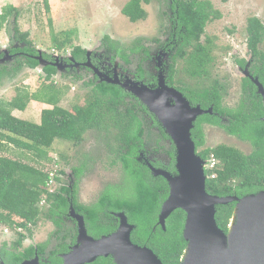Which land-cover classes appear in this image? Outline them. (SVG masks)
Instances as JSON below:
<instances>
[{"label":"trees","instance_id":"obj_1","mask_svg":"<svg viewBox=\"0 0 264 264\" xmlns=\"http://www.w3.org/2000/svg\"><path fill=\"white\" fill-rule=\"evenodd\" d=\"M45 1L47 5V0ZM165 1L168 4L169 0ZM151 2L152 0H130L121 11L131 22L143 21L148 17L144 5ZM171 7L174 16L170 17V20L174 21L181 35L173 59L179 57L183 59L184 71L190 77H208L210 67L215 62V42L210 36H206L204 41L201 40L206 26L211 21L220 19L221 12L215 9L209 0H173ZM19 16L20 9L13 4L5 5L0 14V30L6 26L10 32L12 45L10 53L19 56L13 64L0 63V82L4 77H14L25 66L36 68L40 65V60L37 59L39 50L30 39L29 32L19 29ZM246 31L253 54L251 74L258 77L264 85V50L261 52L258 50L259 42H264V23L258 17H250ZM110 39L108 36L104 37L103 44L105 43L106 50L113 56L126 60L128 53L122 51ZM129 53L148 54V49L136 45L135 48H130ZM71 54L76 60L83 61L86 59L87 50L82 46H75ZM3 56L4 54H0V59ZM42 56L48 61L52 59L50 54L42 53ZM173 69L174 66L171 67V75ZM140 71L143 73L141 67ZM43 72L45 80L49 83L43 84L39 90L29 92L27 89L19 88L12 100L0 102V227L23 229L32 235L31 227L38 224L42 215L60 226L69 206L68 188L64 186L58 191L55 188L50 190L48 181L51 171L44 170L42 162L52 161L49 149L57 138L80 141L89 130H109L113 127L118 131L119 158L135 182L136 193L130 200H115L106 192L98 205L81 210L85 215L89 233L99 236L115 228L102 220L103 210L111 208L125 211L129 223L135 225L131 236L134 243L151 248L164 264H179L187 247L183 237L186 213L182 209L175 210L166 220L164 229L159 224L158 215L170 194L169 183L163 177L151 176L145 165L132 159L137 149L136 145L143 143L145 130L150 134L152 129H160L164 135V128L134 95L119 85L107 82L89 81L92 89L86 103L75 105L72 109L64 108L59 105L63 91L50 82L57 74L56 66L48 64L43 67ZM179 89L193 106L201 105L203 109L213 107V112L231 114L222 108L220 101L224 86L219 81L202 90L190 89L188 86H179ZM261 96L256 85L250 79H244L241 108L232 112L234 120L231 125L225 127L228 132L252 145L253 151L250 154L225 144L205 148L200 152L199 155L204 160L214 158L218 161L213 169L205 170L209 194L241 197L264 190L262 102L261 109L258 108ZM32 100L52 106L42 110L40 123L20 118L13 113L14 110H26ZM250 105L253 108L246 107ZM217 119L215 115L209 113L198 117L192 130L196 147L203 146L206 142L203 123L215 124L218 123ZM10 146L31 153L33 163L3 155L2 152H6ZM169 155L171 157L169 168L174 169L176 146L173 144ZM57 173L56 170L55 180L59 179ZM235 205L236 202L217 206V223L225 232L228 231ZM45 208L47 210H44ZM26 238L27 236L20 232L13 244L8 246L5 242L0 248V260L6 264H21L25 259L33 257L35 252L43 256L48 243L23 248ZM68 249L66 241L58 244L46 258L49 260L47 264H62V258L58 253L67 252ZM88 264L115 263L111 256H102Z\"/></svg>","mask_w":264,"mask_h":264},{"label":"rangeland","instance_id":"obj_2","mask_svg":"<svg viewBox=\"0 0 264 264\" xmlns=\"http://www.w3.org/2000/svg\"><path fill=\"white\" fill-rule=\"evenodd\" d=\"M129 1L47 0V6L45 0H0V14L7 4L17 6L20 9L19 29L29 32L30 39L38 50L52 55L55 59L58 56L63 67L59 68L61 71L58 70L50 82L63 91L59 105L72 109L75 105H84L92 89V85L88 84L89 79L92 78L90 71L81 70L79 78L64 74L63 57L69 56L75 46H82L90 52L101 51L105 46L104 37H110L115 45L128 53L130 59L128 66L121 58L117 61L125 65L132 75L136 70L138 55L129 53L130 48L142 45L154 50L155 40H163L166 37L165 31L170 23L169 17L164 14L167 10L165 0H152L150 4L144 5L148 17L138 22H131L121 11ZM209 1L222 14L220 19L211 21L206 26L201 40L204 41L206 36H210L215 42V62L210 67V74L204 78H192L185 73L184 62L179 60L176 65L175 81L195 90L208 88L215 81H219L224 86L222 91L224 106L234 107L241 96L242 79L246 74L238 69L236 59L249 56L247 22L250 17L255 16L264 23V0ZM11 46L10 32L5 26L0 30V54L3 53L5 56V52L8 51L11 54ZM261 48L264 50V42ZM17 57L19 58V56L8 57L5 63L13 64ZM46 83L49 82L45 80L42 67L25 66L14 77H4L1 80L0 102L12 100L19 88L35 92ZM45 108H52V106L32 100L28 103L26 110H14L13 113L20 118L40 123L41 112ZM204 129L206 135L204 148L225 144L238 148L246 154L252 152L250 144H240L228 138L219 128L205 126ZM117 134V129L111 127L109 130H89L80 141L57 138L49 149L52 161L42 162V168L55 173L57 170L58 177L61 176L60 184L63 185L69 183L74 168L83 166L78 181V188L81 191L80 200L89 202L90 205L97 203L104 189L109 185L122 187V192L130 200L136 193L135 182L126 172L119 158ZM2 154L33 163L31 153L12 146ZM63 172L64 174L61 175ZM76 218L79 222L78 217ZM31 228L33 234L29 235L23 229L1 226L0 248L5 242L13 244L20 232L27 236L22 245L23 248L46 243L50 240L54 230L52 222L44 215L41 216L38 224Z\"/></svg>","mask_w":264,"mask_h":264},{"label":"water","instance_id":"obj_3","mask_svg":"<svg viewBox=\"0 0 264 264\" xmlns=\"http://www.w3.org/2000/svg\"><path fill=\"white\" fill-rule=\"evenodd\" d=\"M42 53L39 50L37 56L42 69L53 64L61 71L59 68L63 65L58 56L55 62H50L43 58ZM90 53L87 50L88 56ZM13 56L9 51L5 52L0 62L5 63L8 57ZM85 64L90 65V61ZM248 72L245 69L246 75ZM114 77L101 75L99 82L118 84L137 97L176 146L175 174L152 166L151 169L155 175L164 176L170 186V194L159 215V224L165 229L166 220L177 209L186 213L183 237L187 247L179 264H264V190L239 197L212 195L206 188L207 161L197 154L192 130L198 117L212 114L213 107L203 109L201 105L193 106L183 92L166 83L164 71H161L156 87L131 78L122 83L117 74ZM252 80L264 98V85L257 77H252ZM232 202H236L234 214L225 232L217 223V206ZM71 214L79 219V235L71 250L61 255L63 264L92 263L102 256H111L115 264H164L151 248L133 242L131 236L135 225L129 223L125 213L117 214L121 223L116 231L97 239L88 234L81 215L75 211ZM0 264L6 263L0 261ZM21 264H40L39 256Z\"/></svg>","mask_w":264,"mask_h":264},{"label":"flooded vegetation","instance_id":"obj_4","mask_svg":"<svg viewBox=\"0 0 264 264\" xmlns=\"http://www.w3.org/2000/svg\"><path fill=\"white\" fill-rule=\"evenodd\" d=\"M168 4L166 7L167 10L164 11V14L167 17H169V23H170L169 28L168 29L166 28L167 31H165L166 37L163 40H159V39L155 40L156 46L154 47V50L145 47L148 49V54L140 53V55H139V53H133V54L138 55V63L136 66V70L132 75L130 74L128 68L125 67V65L124 66L121 65V63H119L117 61V59L121 58V57L113 56L111 53H109L106 50L105 46H104V49L101 51H93L90 53L89 56L86 55V59L83 61L76 60L72 54H70L66 58L63 57V61H64V65H65L64 74L65 75L71 74L73 76H79L80 77L81 70H86V71H90L92 73V78H90L89 81L92 80V81H96V82H99V80L101 79V75L104 77L107 74V76L114 79L115 74H117L119 77V80L122 83L127 78H131L134 81L143 82L146 85H148L149 87H156L157 83H158V77H159L161 71L162 72L164 71L165 77H166V83L169 86L175 87L176 89L181 91L179 89V86H187V85L178 84L175 81V75L177 73L176 65H177L178 61L179 60L183 61V59L180 57L177 58L176 60L173 59V56L176 52L177 45H178L179 39L181 38V35L179 34L177 26L174 25V21L172 19L170 20V17L172 18L174 16V12H173V9L171 7V5H173V0H171V2L169 0ZM262 44H263V42H259V44H258V50L260 52H261V50L263 51V49L261 48ZM86 50H88V49H86ZM247 52L249 55L248 57L244 56L243 58L236 59L238 69L242 73L243 72L245 73V69H248V71H249L248 75L245 74L243 76L242 84H241V96L239 98L238 103L234 107H226L223 104V95H222L221 101H220L222 108L230 111L231 114L220 113V112L214 111L212 114L218 118L217 119L218 123H215V124H211V123H207V122L203 123L204 133H205V129H204L205 126H207V127L210 126L213 128H219V129L223 130L224 134L228 138L235 140L236 142H238L240 144H245V143L250 144V143L245 141V140H242L239 136L228 132L225 129V127L231 125L230 123H232V120H234V117L232 116V112L241 108V103L243 100L242 94H243V88H244V79L248 78L253 82L252 77H255L254 75L251 74V68L253 65V54H252V50L249 47L248 38H247ZM15 57H16V55H15ZM51 57H52V59H50L51 62L56 60L52 55H51ZM88 60L90 61V65L85 64L88 62ZM122 60H123V63H125L127 66L130 64L129 55H128V58L126 60H124V59H122ZM73 62H77L78 64H75ZM116 62H118L117 66L115 65ZM164 62H165V65H164ZM166 63H167V65H166ZM172 66H174L173 75L170 74ZM140 67L143 69V73H141ZM164 67H165V69H164ZM96 70H98V71H96ZM57 72H58V69H57ZM103 82H106V81H103ZM110 84H112V83H110ZM116 85H118V84H116ZM245 101H247V100H245ZM261 102L263 103V106H264V99L262 96L259 99V107H258L259 109H261ZM246 107L253 108L252 105L246 106ZM262 119L264 120V118H262ZM148 133H149L148 130L144 131L143 140H142L143 143H142V145H140L139 143L136 145L137 149H136L135 154H133L132 159H134L139 164L145 165L148 168L150 175L155 177V178L156 177H163L164 178V176L155 175L153 170L151 169V166L175 174L176 173V163H175L174 169L169 168L170 163H171V157L169 155V151L171 149L172 144L175 146L171 137L165 131H164L165 134L162 135L160 132V129H152L151 133L150 134H148ZM205 140H206V135H205ZM194 142H195V140H194ZM205 144H206V142H205ZM205 144L203 146L196 147L197 154H200V152L205 149L204 148ZM250 146L252 147L251 144H250ZM252 151H253V147H252ZM82 169H83V166H81L79 168H74L72 170L73 175H72L68 184H63V185L60 184L61 176L59 177L58 180H55L54 188L56 191H58L61 187H64V186L68 188V194H67V198H68V202H69L68 210H67V212H65V215H63V218L60 222V224H61L60 226H57L54 221L49 220L52 222V224L54 226V230L52 232L50 240H48V242H47L48 246H47L43 256H40L37 252H35V255L33 257L27 258L25 260L33 259L36 255H38L40 264H47L49 260H47L46 258L49 257V253L52 250H54L56 248V246L63 241L67 242V247L69 249L67 252L58 253V255L62 258L61 255L68 253L71 250V248L77 243L78 235H79V222H78L77 218L71 214L72 211H75L76 214L81 215L83 217L87 231H88V234L90 236L96 238V239L100 238L104 235H108V234H110V233H112L118 229V227L121 223V219L117 214L122 213V212L125 213V211H122V210L118 211L115 209L108 208V209H105L101 212L102 220L104 222H108L110 225L115 226V228H113L108 233H101V234H99V236H94L93 234L89 233V229L87 226L85 215H84V213H82L81 210H85V209L88 210V208L95 207L96 205H98L100 198L106 192H109V194H111L113 196V199H115V200H118V199L119 200H129V199H127L128 197H126V195L122 192V187L120 188V187L109 185L107 188L104 189L103 193L99 197V200L97 201L96 204L90 205L89 202H85L84 200L81 201L80 200L81 191H79V188H78L79 187L78 181H79L80 175L82 173ZM62 174H64V172L61 173V175ZM74 204H76L77 206H75ZM161 209H160V211H161ZM158 217H159V215H158ZM49 244H51L50 247H49ZM9 245L10 244H8V246ZM30 246H28V247H30ZM36 247H37V245H36ZM62 264H63V258H62ZM86 264H88V263H86Z\"/></svg>","mask_w":264,"mask_h":264},{"label":"built area","instance_id":"obj_5","mask_svg":"<svg viewBox=\"0 0 264 264\" xmlns=\"http://www.w3.org/2000/svg\"><path fill=\"white\" fill-rule=\"evenodd\" d=\"M207 163L205 165V169H213L216 164L218 163V161L214 158H211L210 160H206ZM55 172H50V179L48 181V186L50 188V190H53L54 186H55Z\"/></svg>","mask_w":264,"mask_h":264}]
</instances>
